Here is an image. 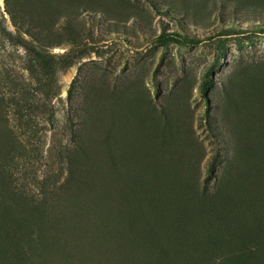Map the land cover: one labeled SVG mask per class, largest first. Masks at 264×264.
Segmentation results:
<instances>
[{"label": "rangeland", "instance_id": "374dc122", "mask_svg": "<svg viewBox=\"0 0 264 264\" xmlns=\"http://www.w3.org/2000/svg\"><path fill=\"white\" fill-rule=\"evenodd\" d=\"M161 263L264 264V0H0V264Z\"/></svg>", "mask_w": 264, "mask_h": 264}, {"label": "trees", "instance_id": "16d2710c", "mask_svg": "<svg viewBox=\"0 0 264 264\" xmlns=\"http://www.w3.org/2000/svg\"><path fill=\"white\" fill-rule=\"evenodd\" d=\"M157 41L160 45H168L169 43H178L184 46H196L202 42L201 40L192 39V38L186 37L177 32H170L167 34H162L159 37H157ZM37 56H38L39 61L45 62L47 60L44 57V55H42L39 52H37ZM162 261H163V258H161V262Z\"/></svg>", "mask_w": 264, "mask_h": 264}]
</instances>
